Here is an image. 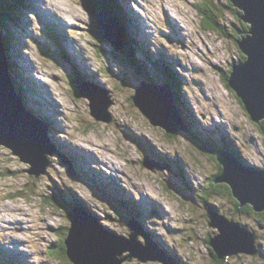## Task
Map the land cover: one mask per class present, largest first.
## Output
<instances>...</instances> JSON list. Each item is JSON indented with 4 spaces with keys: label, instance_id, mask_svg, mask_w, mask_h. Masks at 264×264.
I'll return each instance as SVG.
<instances>
[{
    "label": "rangeland",
    "instance_id": "obj_1",
    "mask_svg": "<svg viewBox=\"0 0 264 264\" xmlns=\"http://www.w3.org/2000/svg\"><path fill=\"white\" fill-rule=\"evenodd\" d=\"M44 2L38 12L31 8L24 11L25 19L20 9L15 11L14 6L9 5L10 14L13 16L14 12L21 30L7 26L12 42L8 48L12 47L9 49L12 57L19 54L16 63L23 75V86L18 89L23 102L30 99L34 105L27 104L33 105L32 110L42 111L39 115L45 116L44 120L50 125H47L48 137L52 146L76 155L72 159L81 176L72 179L59 161V154L49 157L46 175H29L30 165L0 146V264L7 261L11 264H72L52 254L55 244L61 240L59 233L65 236L69 226L65 216L69 208L64 205V209H60L63 203L51 195L62 197L65 202L69 198L72 204L77 197L82 198L85 205L92 208L89 212L98 224L119 236L130 233L124 226L130 216L120 212L132 211L142 225L140 229L135 223L133 231L144 230L151 234L147 238L153 249L150 248V252L157 258L177 257L178 264H216L207 239L208 236L213 241L218 239L220 231L209 224L208 203L229 222L252 228L248 231L255 234V244L260 246L256 256L225 255L221 263L264 264V228L260 227L264 222L256 220L254 214H238L224 195L211 192L207 201L200 197L202 191H211V178L220 170L215 158L205 153L188 131L167 137L162 129L151 126L131 100L137 88H144L141 85L144 77L145 81L150 78L158 84L163 81L159 71L166 69L171 84L177 87L179 98L183 100L179 118L183 117L190 124L192 132L200 140L228 147L251 168L264 167V136L224 81V74L240 65L243 56L247 58L234 38L233 30L240 28V24L233 16L234 11L227 9V0H129L128 3L122 0L120 6L127 23L138 28L134 40L141 41L143 47L150 50L147 51L149 58H144L140 51L134 53L148 76L137 74L114 46L96 43L92 37L98 35V31L93 29L94 17L88 12L87 0ZM204 7H208L209 12L215 10L219 31L204 28L205 18L199 12ZM47 13L53 23L48 21ZM36 14L42 17L48 29L63 31L62 37L55 33L57 37L50 39L55 41L69 68L74 67L83 79L91 78L88 75L95 77H92L94 84L86 89L99 92L94 87L98 83L107 91L106 100L113 102L107 109L110 121H96L90 115L89 100L75 93L67 66L53 59L58 57L44 41L48 38L41 32ZM18 17L25 20L26 27L20 24ZM60 20L61 26L57 23ZM173 20L179 27L171 24ZM145 24L151 35L146 32L148 29L143 30ZM247 36L251 35L247 33L243 39ZM32 37L40 41L34 42ZM44 45L48 46V51L43 49ZM23 65L25 69L21 68ZM29 79L40 83L38 87L33 85L35 89L31 92L27 87L30 95L23 99L22 89ZM143 95L148 96L147 90ZM144 149L155 161H152V169L142 165V160L147 158ZM44 164L38 163V169ZM115 169L117 171H113ZM40 170L35 169V172ZM175 177L183 178L189 185L187 194L182 188H176L182 196L172 189ZM89 180L106 191L105 197L94 191ZM108 199L115 203L109 204ZM113 207L115 213L111 210ZM142 240L140 236L139 241ZM122 264L164 263H141L132 259Z\"/></svg>",
    "mask_w": 264,
    "mask_h": 264
},
{
    "label": "water",
    "instance_id": "obj_2",
    "mask_svg": "<svg viewBox=\"0 0 264 264\" xmlns=\"http://www.w3.org/2000/svg\"><path fill=\"white\" fill-rule=\"evenodd\" d=\"M231 2L243 12L241 19L249 25L248 34L251 36L238 43L240 51L247 58L244 63L232 67L228 83L251 121L258 124L264 119V0ZM88 12L93 16L90 9ZM105 17L106 22L100 17L93 18L92 26L98 31V42L114 46L121 51L122 42L118 29L109 15ZM6 58L7 53L0 34V146L7 148L21 162L30 165L31 168L27 170L29 175L39 177L46 173L49 167L48 157L54 155L55 151L49 143L46 129L28 113L17 95ZM143 87L137 89L131 100L148 122L167 134L185 130L170 91L164 88L154 94L156 91L145 85ZM146 90L148 96L145 98L143 94ZM77 94L89 99L90 114L96 121H110L107 109L111 102L107 101L106 97H88L81 90L77 91ZM99 113L105 115V118ZM206 150L212 152L211 149ZM215 157L222 166L218 181L229 184L234 196L242 204H251L257 212L264 211V170L250 169L224 151L218 150ZM38 163H45L41 170L38 169ZM142 165L151 168L147 159L143 160ZM35 169L40 172H35ZM207 215L209 224L220 231L218 239L213 241L210 237V245L220 259L238 252L251 256L257 254L256 236L253 232H249L239 223L229 222L212 210H209ZM68 218L70 224L64 245L72 264H122L123 261L132 259L141 263L162 261L164 264H174L167 258H157L150 252V242L147 238L145 245L141 244L138 241L141 233L133 231L131 224H127L131 233L128 236H119L104 230L94 219L87 216L71 212Z\"/></svg>",
    "mask_w": 264,
    "mask_h": 264
},
{
    "label": "trees",
    "instance_id": "obj_3",
    "mask_svg": "<svg viewBox=\"0 0 264 264\" xmlns=\"http://www.w3.org/2000/svg\"><path fill=\"white\" fill-rule=\"evenodd\" d=\"M8 1H10V2H8ZM87 2H88V8L90 9L91 13L93 14V16L95 18L98 19L100 15L104 14V15H109L112 18V20L115 22V24H116V26L118 28V32H119V35H120V38H121V42H122L121 52L123 54L124 60L126 61V62L125 61L124 62L125 63H129L130 65L134 66L133 67V68H135L134 71L137 74H139L140 76H145V75L148 76V73L146 72L144 67L139 63L138 59L135 57L134 52H136L135 51L136 49H135V47H133L134 39L132 38L131 34H128V32L126 30V25L123 23V21L120 18V10H119L120 6H119L118 1L117 0H87ZM9 5L14 6V10L15 11L18 8H20L21 11H24L25 1L24 0H0V34H1V38H2V43H3L4 48H5V52L7 53V58L8 59L7 58L6 59H7V64H8V68H9L10 78H11L13 86L14 85L16 86V78H15L14 74L15 75L17 74V68H16V64L12 60V56L9 54V50H8V44H10V37H9L10 31H9V29L7 27L10 24V22L15 21L16 17L14 15V12H12L13 16L10 14L11 12L9 11ZM226 5H227L226 6L227 9L229 8L231 11H234L233 16H235V19L237 21H239V24H240V28H238V29L234 28V30H233V35H234V38L236 37L235 40H236V43H237V46H238L239 41H241V39H243L244 36L248 33L250 27H249V25L246 22H244L241 19V16H242L243 12L238 10L233 5L231 0H227V4ZM209 11L210 10H209L208 7L200 8V10H199L201 16L203 18H205L204 21H203V26L208 31H219V27L217 25L216 18H215L216 12H215V10H213L214 13L213 12H209ZM239 31H242V34ZM93 36L94 37H92V38L94 40L96 39L95 40L96 43H99L98 42V36L96 34H94ZM238 48L240 50L239 46H238ZM119 51L120 50H117L118 53H120ZM241 53H242V51H241ZM245 61H246V58L243 56L242 59H241V62L244 63ZM67 68H68V74H69V77H70V81H72L74 83L73 85H74L75 91L77 93V91L79 92V90H76V89H78L77 87L80 84H84L87 81L84 80L85 78L83 79L79 74H77V72L74 70V68H73V70L71 69V67L69 68V66ZM224 75H225L224 76L225 84L230 89L228 80L230 79L231 72L229 71L228 73H226ZM171 79H172V76H171ZM147 80L149 82L154 83L153 80H151L150 78H148ZM169 86H170L171 92L173 94L172 97H173L174 107L178 111V115H179L180 111H182L183 105H182V103L180 101V98H179V95H178V91L176 89L177 87L174 86V84L173 85L171 84ZM15 91H16L17 95L19 96V98L22 99L21 93H20L19 89L17 88V86L15 88ZM23 99H24V96H23ZM239 102L241 103L240 100H239ZM242 107H243V105H242ZM244 110H245V108H244ZM249 119H250V117H249ZM180 120H181V118H180ZM181 121H182V124L184 125L185 131L186 132L188 131V133L192 134L193 138L196 140V142L199 145H201L202 147H206V148L209 146V147H212L214 149H219V150H222V151H228L230 153V156L235 158L238 162L243 163L240 160V157L238 158L236 156V154H234L233 152H231L228 149V147H224V146L218 147L217 145H213L212 143L200 140L199 137L195 133L192 132V129L190 128V124H188V122L186 120H184L183 117H182ZM250 121H251V119H250ZM258 127H259L260 131L262 132V134L264 136V119H262L258 123ZM166 136L167 137H171V136H174V134L171 133V134H167ZM204 152L207 153V154H210V153L207 152V150H205ZM215 160H216V158H215ZM216 162L219 163L217 160H216ZM221 168H222V166H221ZM79 174L81 175L80 172H79ZM221 174H222V170L220 169L218 171V175L212 176L211 182H210L211 191L210 190H209V192L208 191H202L203 195L200 196V197H204V201H207V199L209 198L211 192L213 194H215V195H224V196H226V197H228L230 199V201L232 202V204L234 206L235 211L239 210V212H237V213H239L241 215H244V214L245 215H252V214H254L253 217L256 220L264 222V211L257 212V211L254 210V208H253V206L251 204H249V203L242 204L234 196L232 188H231V186L229 184H227L225 182H219L218 181V178H219V176ZM174 185H175L176 188H179L177 179L175 180ZM187 186L189 187V185H187ZM182 192H185L187 194V191H185V190H182ZM188 195H189V193H188ZM189 196L193 197V195H189ZM54 197L55 196H53V198ZM60 199L62 200V203H64L63 206L60 207V209H64V205H67L70 208H76L78 210H81V207H83L82 203H80V202H76V203L74 202V206H73L72 205L73 202H70L71 200L69 198H68L69 200H67V202H65L64 199H62V197ZM47 203H50V201L47 200ZM207 205H208V203H207ZM210 208H212L215 211L219 212L218 209L215 208L211 204H210ZM84 210L87 211L86 209H84ZM125 212H127V214H129V215L137 216L132 211H125ZM246 226H248V225H244V227H246ZM248 229H251V228H248ZM65 231H66L65 232V236L63 234L59 233V235H61V240L58 241L57 244H55V247L53 249L54 251L52 252V254L54 256H56V257H59L61 259H67L69 262H71L69 260V258L67 257V255H66V247L64 245V240H65V238L67 236V228L65 229ZM58 238H60V236H58ZM207 242H208L207 244H208V246L210 248L211 257L215 260L216 264H222L221 263L222 259H220L218 257V254L216 253V251L209 244L210 243V236H208ZM259 247L260 246H258V252H257L258 254L260 253Z\"/></svg>",
    "mask_w": 264,
    "mask_h": 264
},
{
    "label": "bare ground",
    "instance_id": "obj_4",
    "mask_svg": "<svg viewBox=\"0 0 264 264\" xmlns=\"http://www.w3.org/2000/svg\"><path fill=\"white\" fill-rule=\"evenodd\" d=\"M41 1H42V0H41ZM49 1L51 2L52 0H49ZM42 3H43V1H42ZM57 10L59 11V9H57ZM49 12H50V11H49ZM55 12H57V11H55ZM50 14L53 15V13H50ZM63 15L65 16L66 14H63ZM46 16H47V19L50 18V17H49V13H47ZM105 16H106V15L102 14V15H100L99 17H100V19H102L104 22H106V17H105ZM109 17H110V16H109ZM60 18H63V17H60ZM60 18H59V19H60ZM64 19H65V18H64ZM171 20H172V19H171ZM48 21L51 22V23H53V22H52V19H51V20L48 19ZM53 21H54V20H53ZM112 22H113V21H112ZM57 23H58L60 26L63 25V22H62L61 20H60L59 22H57ZM171 24H172L173 26L179 27L178 23H175L174 20H173V22L171 21ZM180 31H181V30H180ZM183 34H184V33H183ZM11 48H12V47H9L8 50L11 49ZM9 53H10V52H9ZM88 76H91V78H92V77L95 78L93 75H88ZM26 91H27V89L25 90V92H26ZM26 98H29V97H26ZM28 102H30V99H28L27 102H25V103H26L25 108H28V109L32 110L34 104H33V102H31L33 105H29V104H27ZM32 112L37 113V115H38V114H41L42 111H40V110H39V111H36V110L33 111V110H32ZM45 123H46V121H45ZM47 124H48V123H47ZM112 165H113V164H112ZM113 166H115V165H113ZM30 168H31V167H30ZM113 171H117V169H115V170H113ZM147 194H148V193H147ZM149 198H150V197H149ZM82 206H83L82 208L87 209L86 206H85L83 203H82ZM18 252H19V251H18ZM238 253H242V252H238ZM233 255H234V254H233ZM231 256H232V255H231Z\"/></svg>",
    "mask_w": 264,
    "mask_h": 264
},
{
    "label": "flooded vegetation",
    "instance_id": "obj_5",
    "mask_svg": "<svg viewBox=\"0 0 264 264\" xmlns=\"http://www.w3.org/2000/svg\"><path fill=\"white\" fill-rule=\"evenodd\" d=\"M212 155V154H211ZM214 158H215V156L214 155H212ZM219 164V163H218ZM219 168L221 169V166L219 165ZM214 210V209H213ZM215 211V210H214ZM215 212H217V211H215ZM236 212H239V210H237ZM218 213V212H217ZM239 214V213H238ZM225 217V216H224ZM239 223V222H238ZM242 226V225H241ZM260 227L263 229L264 228V226H261L260 225ZM247 228V227H246Z\"/></svg>",
    "mask_w": 264,
    "mask_h": 264
}]
</instances>
